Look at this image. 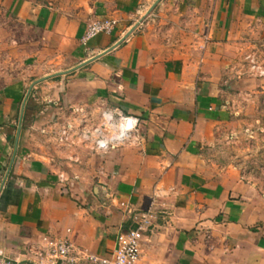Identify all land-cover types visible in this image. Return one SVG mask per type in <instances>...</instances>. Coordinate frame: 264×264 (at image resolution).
Here are the masks:
<instances>
[{"label":"crops","instance_id":"1","mask_svg":"<svg viewBox=\"0 0 264 264\" xmlns=\"http://www.w3.org/2000/svg\"><path fill=\"white\" fill-rule=\"evenodd\" d=\"M67 2L0 0V250L26 264H87L51 259L46 243L106 258L148 213L136 264H264V188L213 156L244 110L264 104V76L238 62L233 42L264 21V0H160L148 16L156 0ZM105 18L119 23L82 45ZM136 24L28 94L37 71H69ZM103 110L139 120L127 144L51 138Z\"/></svg>","mask_w":264,"mask_h":264},{"label":"built area","instance_id":"2","mask_svg":"<svg viewBox=\"0 0 264 264\" xmlns=\"http://www.w3.org/2000/svg\"><path fill=\"white\" fill-rule=\"evenodd\" d=\"M117 25V21L105 18L93 21L85 29L81 44L86 45L89 41L100 34L111 33ZM250 69L259 77L264 76V68L251 62ZM139 125L136 117L127 116L112 110H103L97 122L82 120L77 127L70 124L61 126L54 138L59 146H70L75 140L81 145L93 144L97 150L118 147L127 144ZM135 225L129 231L117 236L116 248L109 257L88 255L78 251L67 240H51L46 243L47 253L53 260L75 263L79 258L87 264H136L140 257L141 243L149 233L151 215L141 213L135 218ZM0 264H26L8 258L0 250Z\"/></svg>","mask_w":264,"mask_h":264},{"label":"rangeland","instance_id":"3","mask_svg":"<svg viewBox=\"0 0 264 264\" xmlns=\"http://www.w3.org/2000/svg\"><path fill=\"white\" fill-rule=\"evenodd\" d=\"M50 1L57 4H64L68 1L67 4L70 5L73 0ZM67 10L70 13L72 9L68 8ZM36 36L39 37L38 34ZM233 42L238 49L239 63L247 67L251 65V62H254L264 68V21L248 24L243 33ZM48 74L52 73L37 71L36 79L33 82L47 77ZM243 101L248 103L246 100ZM243 114L246 115L242 122L238 123V128H236V123H233L230 129V132L233 131V133L222 137L216 143L213 156L222 165H232L234 168L235 165H238L242 173L244 172L249 179L258 181V185L264 188V104H251ZM95 122L97 121L95 120ZM69 123L76 126L79 121L69 120ZM236 129L243 135L236 133ZM51 138L54 140V135ZM54 142L56 141L54 140ZM55 145L54 147H56Z\"/></svg>","mask_w":264,"mask_h":264},{"label":"water","instance_id":"4","mask_svg":"<svg viewBox=\"0 0 264 264\" xmlns=\"http://www.w3.org/2000/svg\"><path fill=\"white\" fill-rule=\"evenodd\" d=\"M159 2H160V0H156V2L152 5V7H151V8L149 9V11L146 13V16H148V15H149V14L155 9L156 5H157ZM137 26H138V24L134 25V26H133V27H132V28L126 33V35H125L121 40H119L114 46H112L111 48H109V49H108L107 51H105L104 53H102V54H100V55H98V56H96V57H94V58H92V59H90V60H88V61H86V62L80 64V65H78L77 67H75V68H73V69H71V70H69V71L62 72V73H57V74H54V75H51V76H47V77H45V78H42V79H39V80L33 82L32 85H31V87H30V89L28 90V94H29V92L31 91V89H32V87H33L34 85L39 84V83H41V82H43V81H45V80H47V79H50V78H53V77H56V76H59V75L69 74V73H71L72 71L77 70V69H79V68H81V67L87 65L88 63H90V62H92V61L98 59V58L101 57L102 55H104V54L110 52L111 50L115 49L116 47H118V46H119V45H120L125 39H127V38H128L133 32H134V30L137 28ZM28 94L26 95V97H25V99H24V101H23V103H22V106H21V111H20V121H19V127H18V130L20 129V126H21L23 110H24V106H25V102H26V99H27ZM18 132H19V131H18ZM18 134H19V133H18ZM17 138H18V137H17Z\"/></svg>","mask_w":264,"mask_h":264}]
</instances>
